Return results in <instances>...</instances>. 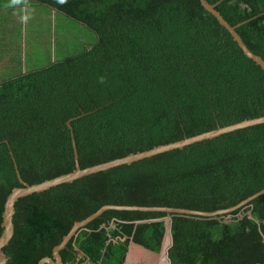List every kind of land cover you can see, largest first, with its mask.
Returning <instances> with one entry per match:
<instances>
[{"label": "trees", "instance_id": "16d2710c", "mask_svg": "<svg viewBox=\"0 0 264 264\" xmlns=\"http://www.w3.org/2000/svg\"><path fill=\"white\" fill-rule=\"evenodd\" d=\"M34 1L93 36L0 80V236L16 164L29 184L74 171L73 134L86 168L264 116V68L201 0ZM208 1L264 59V0ZM263 189L264 123L20 198L6 264L53 256L104 205L216 211ZM68 246L64 264H264V194L215 218L111 209Z\"/></svg>", "mask_w": 264, "mask_h": 264}, {"label": "water", "instance_id": "95a60500", "mask_svg": "<svg viewBox=\"0 0 264 264\" xmlns=\"http://www.w3.org/2000/svg\"><path fill=\"white\" fill-rule=\"evenodd\" d=\"M201 3L209 12H211L218 19V21L227 30L230 31V33L233 35V37L238 42L240 47L243 49L244 53L249 58L253 59L256 63H258L260 66L264 68L263 57L254 53L244 42L242 36L238 33L237 28L240 27L242 24H238L237 26L231 25L224 18L221 12L217 10V4H212L208 0H201ZM262 123H264V116L253 118V119H246V120L237 122L232 125L219 127L217 129H214V130H211V131H208V132L196 135V136L187 137L179 141L159 145L157 147H154L146 151L132 153L125 157L116 158L111 161L92 165L86 168H82L80 166L79 153L77 149L75 136L73 134L72 137H73V143H74V148H75L76 169L70 173H66L58 177H55L53 179L45 180L44 182L36 183V184H29L28 182H26L22 178L18 165L16 164L17 175H18L20 182L23 184V186L14 188L5 203V211L3 214L5 230L3 234L0 236V264H6L7 261L10 259V256H8L5 253L4 248L8 245V243L11 241V239L13 238L15 234L14 216L16 214V203L19 201L20 198L34 194V193H41L53 187H56L58 185L73 182L77 179H80V178H83L85 176H89L95 173H99L101 171H106V170H109V169H112L118 166H122L125 164H132L133 162H136V161H139L145 158H149V157H152V156L164 153V152L179 149L187 145H191V144L201 142L204 140L213 139L225 133L233 132L239 129H244V128L262 124ZM69 124L71 125V122H69ZM263 194H264V189L255 193L249 198L243 200L241 203L235 206L229 207L227 209L216 210V211H200V210H194V209L161 207V206L149 207V206H138V205H133V206L113 205V204L104 205L97 212L90 215L86 219L77 221L72 227V229L70 230V232L64 237L63 241L54 247L53 256H46L42 258L38 264H64L61 251L69 248L68 244L71 241V239L75 237L79 233V231L87 227L89 223L101 217L104 212L111 210V209L113 210H132V211L137 210V211H147V212H153V211L168 212V213H171V218L174 215L215 218L220 215L229 214L237 209H240L243 206L248 205L254 199H256L257 197ZM76 255L79 259H81L85 256V253L82 251L81 248H78Z\"/></svg>", "mask_w": 264, "mask_h": 264}, {"label": "rangeland", "instance_id": "374dc122", "mask_svg": "<svg viewBox=\"0 0 264 264\" xmlns=\"http://www.w3.org/2000/svg\"><path fill=\"white\" fill-rule=\"evenodd\" d=\"M19 3L0 0V80L77 54L88 46L87 38L92 39L93 32L87 27L52 7L30 2L29 9L9 8Z\"/></svg>", "mask_w": 264, "mask_h": 264}, {"label": "crops", "instance_id": "0c3cea01", "mask_svg": "<svg viewBox=\"0 0 264 264\" xmlns=\"http://www.w3.org/2000/svg\"><path fill=\"white\" fill-rule=\"evenodd\" d=\"M27 2V3H26ZM30 2H35L34 0H22V3H19L18 5H10L9 6V8H13V7H18V8H20V7H22V8H26V9H29V4H31ZM36 3H38V2H36ZM42 5H44V4H42ZM45 6L46 7H52L51 5H49V4H47V3H45ZM5 8H8V6H5ZM54 10H58L57 8H55ZM59 11V10H58ZM8 31H7V33H9V35H12L13 34V31L11 30V29H7ZM2 36H0V38H1ZM2 41V40H1ZM2 43H3V41H2ZM6 43V42H5ZM9 43H12L11 42V40H10V42H8L7 44H9ZM10 46H12V45H10ZM5 63H3V64H1V65H4ZM11 77V76H10ZM7 77H3L2 79H6ZM12 78V77H11Z\"/></svg>", "mask_w": 264, "mask_h": 264}]
</instances>
